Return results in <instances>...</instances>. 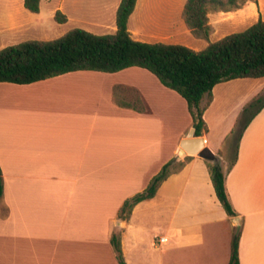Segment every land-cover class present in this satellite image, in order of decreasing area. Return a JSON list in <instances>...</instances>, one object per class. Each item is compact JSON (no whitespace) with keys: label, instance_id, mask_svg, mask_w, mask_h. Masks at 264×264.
<instances>
[{"label":"crops","instance_id":"1","mask_svg":"<svg viewBox=\"0 0 264 264\" xmlns=\"http://www.w3.org/2000/svg\"><path fill=\"white\" fill-rule=\"evenodd\" d=\"M247 81L214 87L202 135L220 157L235 216L220 202L207 160L178 158L193 118L186 100L149 70L0 82V264H119L114 233L128 264H229L236 230L240 264H264V106L238 132L244 107L264 94V84L233 101ZM183 119L184 128L174 132ZM187 156L154 198L120 218L126 199L167 162Z\"/></svg>","mask_w":264,"mask_h":264},{"label":"trees","instance_id":"2","mask_svg":"<svg viewBox=\"0 0 264 264\" xmlns=\"http://www.w3.org/2000/svg\"><path fill=\"white\" fill-rule=\"evenodd\" d=\"M245 1L187 0L183 19L195 37L208 39L212 33L210 13L238 9ZM137 2L121 0L115 32L97 34L84 28H74L56 39L26 40L0 49V82L26 84L71 71L113 73L132 66L142 67L186 100L195 135H204L209 130L204 114L213 101V89L218 83L237 78L264 77V19L260 18L248 28L230 33L197 50L182 43L135 39L129 21ZM24 4L28 10L40 12L41 0H24ZM55 19L65 23L68 16L59 9ZM124 105L131 106L128 102H124ZM263 106L264 94L251 100L244 107L240 127L245 128ZM201 156L208 162L220 202L230 216L237 215L227 190L226 172L219 155L206 148ZM191 157L187 156L184 161L172 159L167 162L143 191L125 200L120 209V218H129L138 203L154 198L162 183L180 171ZM3 195L4 176L0 165V198ZM240 235L239 231L233 235L229 264H240ZM111 242L119 264H128L120 235L114 233Z\"/></svg>","mask_w":264,"mask_h":264},{"label":"rangeland","instance_id":"3","mask_svg":"<svg viewBox=\"0 0 264 264\" xmlns=\"http://www.w3.org/2000/svg\"><path fill=\"white\" fill-rule=\"evenodd\" d=\"M187 0H138L136 10L129 21L130 30L138 40L182 43L194 49L206 48L210 42L242 31L260 18L264 19V0H246L241 7L232 11L210 13L212 33L208 39L197 38L186 26L183 9ZM118 0H41L39 13L25 7L24 0H0V49L26 40L56 39L74 28H84L97 34L112 33L113 7ZM68 16V21L59 23L55 19L57 10ZM117 26V25H116ZM246 86L234 91L233 101L247 93H254L264 84L263 78H245ZM149 81L152 83L153 79ZM151 86V85H150ZM154 96L155 89L148 87ZM137 106H140L137 103ZM234 104L225 107L230 112ZM229 114V113H227ZM186 124L181 120L174 132H180ZM241 127L238 129L240 132ZM216 134L218 129L214 127ZM238 135H235V138ZM233 162V156L229 164ZM239 230H236L238 232ZM159 234L160 231L157 230ZM153 242L158 238L152 237Z\"/></svg>","mask_w":264,"mask_h":264},{"label":"water","instance_id":"4","mask_svg":"<svg viewBox=\"0 0 264 264\" xmlns=\"http://www.w3.org/2000/svg\"><path fill=\"white\" fill-rule=\"evenodd\" d=\"M206 148H209L206 145V139L203 136H196L195 128L192 127L188 135L181 142V147L178 150V158L181 159L188 154L201 155V152ZM235 222L238 225L241 224L239 216L235 217Z\"/></svg>","mask_w":264,"mask_h":264},{"label":"built area","instance_id":"5","mask_svg":"<svg viewBox=\"0 0 264 264\" xmlns=\"http://www.w3.org/2000/svg\"><path fill=\"white\" fill-rule=\"evenodd\" d=\"M159 240H160L161 243H164V242L166 241V237L161 236V237L159 238Z\"/></svg>","mask_w":264,"mask_h":264}]
</instances>
